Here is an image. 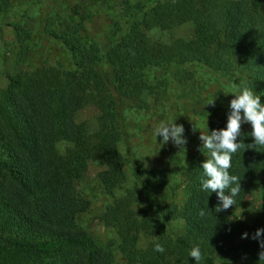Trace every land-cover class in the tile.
Returning a JSON list of instances; mask_svg holds the SVG:
<instances>
[{"label": "trees", "instance_id": "obj_1", "mask_svg": "<svg viewBox=\"0 0 264 264\" xmlns=\"http://www.w3.org/2000/svg\"><path fill=\"white\" fill-rule=\"evenodd\" d=\"M50 1L3 25L15 56L0 85V264H197L196 245L199 264H264L252 239L264 197L248 222L232 213L264 186V147L233 154L241 192L216 213L202 142L193 154V137L184 150L155 135L169 96L198 99L202 133L226 127L238 88L264 105V0ZM10 6L0 0V18ZM98 17L102 40L85 29ZM86 109L92 124L76 119ZM251 131L242 124L239 140Z\"/></svg>", "mask_w": 264, "mask_h": 264}, {"label": "clouds", "instance_id": "obj_2", "mask_svg": "<svg viewBox=\"0 0 264 264\" xmlns=\"http://www.w3.org/2000/svg\"><path fill=\"white\" fill-rule=\"evenodd\" d=\"M233 88H237L234 84ZM234 98L229 102L230 111L227 114V124L224 129L212 130L199 136L203 149L207 150V158L201 164L203 175L200 178L201 188L210 193L215 192L218 200L217 206L214 208L216 213L227 210L236 205L235 197L241 192V177L232 175L229 169L232 167L233 154L243 149H253L255 146L264 147V105L261 104L260 96L257 95L253 88H238ZM215 99V98H214ZM214 99L209 103L214 106ZM208 115V114H207ZM244 123L251 125V133L253 143L244 144L239 138L241 137V126ZM184 128L174 122H162L156 129V137H162V142L172 143L184 149L187 140L184 138ZM185 150V149H184ZM201 151V149H200ZM226 190H229L226 193ZM240 209V217L242 212ZM201 215L204 213L201 212ZM264 229H257L252 239L259 243L261 251L259 252V262L264 261V239H262ZM247 237V233L242 238ZM155 251L163 252L164 248L160 244L155 245ZM190 257L199 264L202 260V253L199 245L192 247ZM226 264L230 262L226 261Z\"/></svg>", "mask_w": 264, "mask_h": 264}, {"label": "rangeland", "instance_id": "obj_3", "mask_svg": "<svg viewBox=\"0 0 264 264\" xmlns=\"http://www.w3.org/2000/svg\"><path fill=\"white\" fill-rule=\"evenodd\" d=\"M70 2V5H72V2L75 0H68ZM76 1H83V0H76ZM52 1L50 0H11V6L8 10V13L5 16H2L0 18V85L3 82V76L6 72L10 70V62L12 58L15 56V52L13 48L11 47L12 42V33L7 29L4 28V23L8 22H14L16 19L19 18L20 14L25 12L28 16L31 17H38L39 14L48 8H51ZM53 3H56V6L62 5V2L60 0H53ZM104 19L102 17H98L96 19H92L91 21L87 22L85 24V29L87 32H90L94 37L102 38L104 35V32L106 30V25L104 24ZM24 26L28 27V22L25 21ZM188 34H190V29L187 25H184L177 29L175 32V35L177 37H185ZM102 40V39H101ZM199 82L202 84L203 80L199 79ZM208 90H211L210 92L218 91V89L209 88ZM218 95V94H217ZM178 95L176 96H169L164 101V106L162 107L164 109V113L167 115V117L164 119V123H171L174 122L177 125H182L184 130H187L189 133L188 137H185L187 140V144H190V137H193V139L197 140L191 147V151L193 154L196 153L197 145L201 143L199 137H196L195 135L202 133V126L203 121L200 120V118L195 116V113L199 111V106L197 105V98L193 97V103H190L189 101L185 102L182 100H179ZM217 104L220 105L221 108L224 107L226 104L224 97L218 96L217 97ZM91 111L89 109H86L82 112H80L77 115V121H87L90 118ZM91 123V122H88ZM146 123H148L149 129H152L153 126L159 125L155 122V119L152 120L146 119ZM92 124V123H91ZM161 124V123H160ZM204 134V133H202ZM191 146V144H190ZM194 148V149H193ZM97 169L95 168H89L86 180L87 184L89 185L92 181V178L94 177ZM92 184H90L91 186ZM181 195L184 193V189L181 190ZM264 197V186H262L256 193L252 194L248 198H246L243 202L236 205L232 213L236 217H240V209H243L242 212V220L249 221V216L251 214V209L257 204L258 201H260ZM156 198L159 201H164L167 199V196L165 193H157ZM173 227L177 229L178 225L173 224Z\"/></svg>", "mask_w": 264, "mask_h": 264}]
</instances>
